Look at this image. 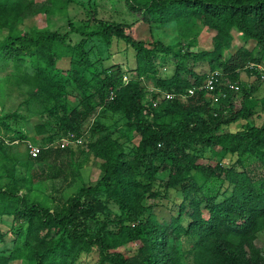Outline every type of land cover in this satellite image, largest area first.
<instances>
[{"label": "trees", "instance_id": "16d2710c", "mask_svg": "<svg viewBox=\"0 0 264 264\" xmlns=\"http://www.w3.org/2000/svg\"><path fill=\"white\" fill-rule=\"evenodd\" d=\"M95 1L0 0V61L14 65L27 109L41 116L34 131L45 141L31 155L28 134L9 122L27 116L15 109L0 113V127L10 132L0 133V216L17 221L14 244L0 250V264H76L94 249L96 264H264L256 243L264 226V122L244 119L256 107L264 110V95L257 101L251 94L253 78L247 84L261 75L255 64L264 61V0H123L148 27L172 21L207 27L211 46L196 51L190 41L177 49L160 40L147 46L129 25L97 18ZM72 2L87 4L92 24L69 20L61 33L31 20ZM233 28L253 47L238 45L225 57ZM72 32L77 40L67 38ZM113 38L134 50L135 74L127 80L118 66L114 73L103 65ZM158 52L172 58L168 75L156 76ZM148 78H155L153 86ZM234 83L241 100L232 110ZM72 88L81 108L68 105ZM232 119L244 122L221 128ZM197 149L214 164L197 162ZM85 151L101 160L99 176L62 194L64 182L81 178L77 152ZM227 153L235 159L223 165ZM161 167L165 186L178 187L187 205L141 202ZM45 180L50 201L36 197ZM89 218L98 224L90 227ZM182 235L191 239L185 251L178 246Z\"/></svg>", "mask_w": 264, "mask_h": 264}, {"label": "rangeland", "instance_id": "374dc122", "mask_svg": "<svg viewBox=\"0 0 264 264\" xmlns=\"http://www.w3.org/2000/svg\"><path fill=\"white\" fill-rule=\"evenodd\" d=\"M33 1L40 2L42 0ZM95 3L96 4L93 7L92 11H94V14L97 18L99 17L108 21H117L129 25V30H131L138 39H142V41L147 46H151V43L154 40H160L163 43H170L172 44L174 49H177L179 46L186 47L187 41H190L191 43L189 45V49L194 51L200 48H207L211 46L210 33L205 26L196 24H177L172 21L160 26L148 27L144 22L135 19V17L127 12L123 0H96ZM86 6L87 4L83 6L79 2L68 3L64 9L58 8L47 17L43 16L42 13H36L31 16V20L34 21L38 26H48L50 29H57L62 33L68 29L67 22L69 20L75 23H80L82 21H85L86 19L90 24H92V19L86 13ZM78 37L79 36L75 32H72L67 36V38H71V40H77ZM241 44L248 48L253 47V41L249 39H243L239 31L233 28L232 41L230 46L224 49V56H229L230 51L234 47ZM102 55L104 57L103 65L112 69L114 68V73L122 70L124 72V74L122 75L124 80H127L128 76L135 74L134 50L122 40L113 38L111 44L106 50H104V53ZM167 57L168 58L164 59L162 57V53H157L155 60L156 76H165L171 73L173 67V63L171 61L172 58H170V55H168ZM117 66L120 70L116 69ZM255 66L257 71L261 72V75L257 77H255V75H251L250 77H248L249 80H247V84L249 83L250 78H253L254 83L257 84V88L251 94L256 98L257 101H259L260 98L264 95V61L257 62ZM205 67H207L206 64H204V68ZM196 68H199V66L197 65ZM13 69L14 65L10 61H0V113L15 109L16 111H19L20 113L27 116L25 120L10 119L9 122L14 125V127H18L23 132L25 131L28 134L29 141H31L32 143H35L37 145L44 144V136L36 134L33 127L34 123L41 120V116L27 109V104L24 100V98L27 96V91L22 87L21 84H18L20 82L16 81L15 75L11 74ZM241 75L243 74L241 73ZM241 77L246 76L243 75ZM154 81L155 78H148L146 82H148L150 86H153L152 84ZM231 87H233L232 110H235L240 106L241 90L237 83L231 84ZM79 98L80 97L76 88H72L71 91H68L66 99L69 107L76 106L77 108H81L82 104L80 103ZM93 113L94 110H91L85 116L82 122V127L88 126L93 117ZM115 117L116 115H114V118ZM244 119L253 124H261L262 122H264V110L262 108L260 109L259 107H256L252 115L247 116ZM244 119H232L231 121L223 124L221 128H224L225 130L237 129L240 126L241 122H244ZM107 121H110V118H107ZM117 125L119 128H122L121 122H119ZM0 133L9 134L10 132L5 131L2 127H0ZM136 140L137 136L135 135L132 138L131 142L133 143ZM80 146H83V143L80 144ZM73 147L78 151V145H74ZM200 151L201 149L196 150L198 155V157L196 158L197 162H207L211 165L214 164V158L201 155L199 153ZM77 158L78 163L80 164L79 171L81 178L77 177L69 184H67V182H64L62 184L63 188L60 189L62 194L64 195L72 193L83 184L87 185L93 183L99 176L101 167V160L99 158H96L88 151L77 152ZM234 159V153H227L225 154L221 163L223 165H228L231 164ZM143 168L144 166H141V169ZM166 177L167 171L165 168L161 167L156 170V172L153 174V182L151 184L150 190H157L158 194L155 197H151L148 195V192L150 190L146 191L144 197L141 200L142 203L155 201L169 205L173 209H176V203L182 200V202L187 205V200L183 199L182 193L178 187L165 186ZM37 193V198H47L49 200V196L53 194V192L51 191L50 182L48 180L41 182L38 186ZM108 206H110L113 210H117V206L114 203H110L108 204ZM144 215L145 213L142 216ZM187 219L188 217L183 214L181 217L182 223H185ZM87 224L90 227H94L98 224V222L92 218H89L87 220ZM16 225L17 221H14L11 215L0 216V231L2 232V235L0 237V250L9 249L14 244V230ZM190 240L191 239L189 238V236L182 235L178 243L179 248L185 251L190 244ZM256 243L260 246L264 254V226H262V228L256 234ZM96 259L97 252L94 249L88 253L81 254L76 264H96ZM12 262V264H17V262ZM23 264H25L24 260Z\"/></svg>", "mask_w": 264, "mask_h": 264}, {"label": "built area", "instance_id": "2783aa9c", "mask_svg": "<svg viewBox=\"0 0 264 264\" xmlns=\"http://www.w3.org/2000/svg\"><path fill=\"white\" fill-rule=\"evenodd\" d=\"M209 89L212 87V80H211V76H209V78L206 81L205 84ZM189 91L191 92L192 89H189ZM166 96H171L170 93H166ZM67 141H63L62 144H66ZM27 147H28V151L31 155H36L39 151V145L32 143L31 141L27 142Z\"/></svg>", "mask_w": 264, "mask_h": 264}]
</instances>
